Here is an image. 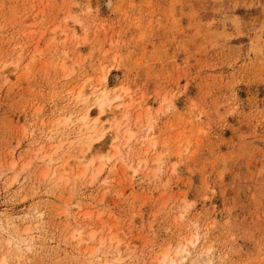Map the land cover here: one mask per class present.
<instances>
[{
    "label": "rangeland",
    "instance_id": "obj_1",
    "mask_svg": "<svg viewBox=\"0 0 264 264\" xmlns=\"http://www.w3.org/2000/svg\"><path fill=\"white\" fill-rule=\"evenodd\" d=\"M88 79L111 99L97 129L120 122L93 156ZM183 246L264 264V0H0V262Z\"/></svg>",
    "mask_w": 264,
    "mask_h": 264
},
{
    "label": "bare ground",
    "instance_id": "obj_2",
    "mask_svg": "<svg viewBox=\"0 0 264 264\" xmlns=\"http://www.w3.org/2000/svg\"><path fill=\"white\" fill-rule=\"evenodd\" d=\"M86 85H88L89 87H91V90H92L90 92L91 95H89V96H87L85 98L84 97L85 96V89L83 88V89L80 90V93L78 94L77 98L79 100L81 99V101L84 98V102L85 103H88L89 102V99L91 98V96H94L95 97V100H96V103H97L98 111H99V114H100L95 120H93L92 119L93 118V114H92V111L93 110H92V108L90 106L86 105L85 103L84 104L86 105V107H83L82 113H80V120L82 122V125L85 126V127H88L90 130H92V136L91 137L88 136V138H87V140H88L87 141V147H88V150L89 151L86 150V152H89L93 156V154L95 152H97V150H98L97 147H95V145H94L95 141H97V139H99L101 137L103 138L104 135L107 134V133H109V132H113L115 130H119L120 129V122H119L118 119H115V124H116L115 128L109 127V129L103 131L102 130V126H101L100 128L97 129V127L99 126V121L101 120V115L104 114L105 112H107L108 109H110L109 106H111V105H110L109 101L111 99L109 97V92L107 90L100 91L98 89V86L95 85L96 86L95 87L91 83V81L89 79H88V82H87ZM116 97L119 98L120 95H117ZM121 107H125V113L127 114V109H129V107H131V106H130V104L129 105L126 104V106H125V104H120L118 106V109L121 110L122 109ZM98 133L100 134V136L97 139L94 138V135L96 136V134H98ZM112 136H114V135H112ZM111 138H113V137H111ZM101 148L102 147H99V150H102ZM92 164H94V160H92ZM55 171H57V170H55ZM27 231L28 230L26 229L25 232H27ZM14 240L16 242H19V243L20 242H28V241H30V239L28 237H26L25 235L20 234V233L18 234L17 237H14ZM187 248L183 246L181 249H179L177 251V253H176L175 256H171L169 253L164 254L163 257H162V259H161V263L162 264H184L185 263V260H187L186 259V256H185L186 252H188ZM3 263H5V259L4 258L2 259V261L0 262V264H3Z\"/></svg>",
    "mask_w": 264,
    "mask_h": 264
}]
</instances>
